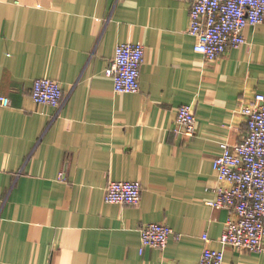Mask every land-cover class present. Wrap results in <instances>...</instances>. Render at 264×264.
I'll return each instance as SVG.
<instances>
[{"label": "crops", "instance_id": "obj_1", "mask_svg": "<svg viewBox=\"0 0 264 264\" xmlns=\"http://www.w3.org/2000/svg\"><path fill=\"white\" fill-rule=\"evenodd\" d=\"M191 0H0V264H264V249L220 241L228 211L209 204L221 144L247 132L239 107L264 93V21L207 61L189 33ZM145 45L140 90L118 92L106 67L121 42ZM58 80L59 108L34 80ZM192 103L197 131L174 132ZM63 173V176H60ZM111 180L143 184L137 205L105 201ZM169 224L164 249L140 252V227ZM180 235V236H177Z\"/></svg>", "mask_w": 264, "mask_h": 264}, {"label": "built area", "instance_id": "obj_2", "mask_svg": "<svg viewBox=\"0 0 264 264\" xmlns=\"http://www.w3.org/2000/svg\"><path fill=\"white\" fill-rule=\"evenodd\" d=\"M264 21V0H191L189 33L195 36L194 49L207 61L221 58L229 48L246 43L244 30ZM145 45L141 42H121L105 73L113 80L118 92L140 90L141 67L145 60ZM32 98L37 103L61 107L66 96L61 83L50 77L34 80ZM0 103L9 105L8 96L0 95ZM239 112L245 117L246 134L236 143L223 142L215 156L213 167L221 183L209 204L228 211L220 241L249 251L264 249V93H255L242 104ZM177 134L192 137L197 131V117L192 103L178 107L175 126ZM60 176H63L61 173ZM143 184L138 180H111L106 186L105 201L137 205ZM173 228L164 222L149 221L141 225V247L164 249ZM180 236V235H177ZM205 245L197 264H223L222 249Z\"/></svg>", "mask_w": 264, "mask_h": 264}]
</instances>
